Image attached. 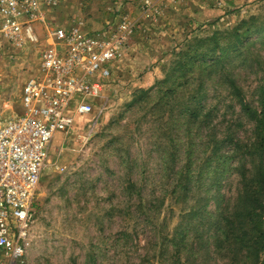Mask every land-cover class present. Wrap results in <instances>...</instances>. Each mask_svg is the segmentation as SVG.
Here are the masks:
<instances>
[{
  "label": "rangeland",
  "instance_id": "374dc122",
  "mask_svg": "<svg viewBox=\"0 0 264 264\" xmlns=\"http://www.w3.org/2000/svg\"><path fill=\"white\" fill-rule=\"evenodd\" d=\"M43 11L50 24L34 22L37 44L15 48L0 32V126L22 112L23 85L56 43L52 27L93 31L126 18L133 29L95 111L53 139L29 263L248 264L214 242L241 191L238 166L252 159L213 146L228 133L252 137L226 80L257 106L264 0H62ZM196 49L223 65H194Z\"/></svg>",
  "mask_w": 264,
  "mask_h": 264
},
{
  "label": "built area",
  "instance_id": "2783aa9c",
  "mask_svg": "<svg viewBox=\"0 0 264 264\" xmlns=\"http://www.w3.org/2000/svg\"><path fill=\"white\" fill-rule=\"evenodd\" d=\"M61 1L0 0V32L15 48L39 43L34 22L49 25L43 9ZM132 29L125 18L93 31L50 30L48 39L56 43L40 51L38 70L23 85L22 112L0 126V264H30L35 197L53 139L95 111Z\"/></svg>",
  "mask_w": 264,
  "mask_h": 264
},
{
  "label": "trees",
  "instance_id": "16d2710c",
  "mask_svg": "<svg viewBox=\"0 0 264 264\" xmlns=\"http://www.w3.org/2000/svg\"><path fill=\"white\" fill-rule=\"evenodd\" d=\"M245 22L242 23L243 26ZM259 28L260 26L255 24L251 30L256 29V32L260 30ZM241 33L247 31L241 32L239 28L236 30L238 41ZM193 55L196 57L194 65L196 62L204 65L207 58L213 60L214 66L224 63L222 58L215 60L213 52L204 53L196 49ZM182 64L187 63L182 62ZM226 82L238 99L241 112L254 122V128L252 137L247 142L235 140L230 133L221 140L214 139L213 152L217 154L223 147L233 145L232 152L250 157L252 166L249 168L244 162L238 166L241 191L233 209L223 218L219 226V235L214 247L217 251H229L234 256L239 255L248 264H264V85L260 87L258 104L255 106L246 100L242 89L234 79L231 78ZM193 114L199 117L200 111L195 110Z\"/></svg>",
  "mask_w": 264,
  "mask_h": 264
},
{
  "label": "crops",
  "instance_id": "0c3cea01",
  "mask_svg": "<svg viewBox=\"0 0 264 264\" xmlns=\"http://www.w3.org/2000/svg\"><path fill=\"white\" fill-rule=\"evenodd\" d=\"M99 25H101V22H100V23H98V26H99ZM96 27H97V26H96ZM101 27H102V26H101ZM101 27H100V28H101ZM96 29H98V28H96ZM96 29H95V30H96Z\"/></svg>",
  "mask_w": 264,
  "mask_h": 264
}]
</instances>
